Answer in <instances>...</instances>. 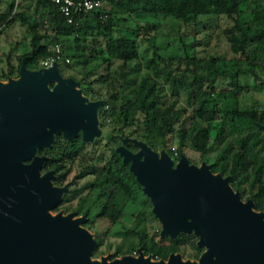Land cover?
Wrapping results in <instances>:
<instances>
[{"label":"trees","instance_id":"obj_1","mask_svg":"<svg viewBox=\"0 0 264 264\" xmlns=\"http://www.w3.org/2000/svg\"><path fill=\"white\" fill-rule=\"evenodd\" d=\"M103 1L105 7L99 12L80 15L74 22L67 23L50 0H35L36 6L43 5L46 9L51 34H38L28 24L31 33L28 50L17 56L15 65L10 64L7 57L0 80L17 78L21 63L26 70L36 71L40 68V61L48 57L56 59L60 74L68 57L79 61L101 59L105 74L96 81L104 83L107 88L102 106L108 109L112 129L134 126L133 131L148 147L153 151L165 150L170 157L173 154L168 148L169 143H175L177 153L189 144L202 160L210 163L211 174L228 177L230 188L238 193L240 200L250 201L254 211L264 214V135L258 128L264 124V112L240 109L237 98L240 91L250 88L249 85H240L245 77L251 79L253 87L264 86V0ZM14 3L11 0L5 11L0 10V27L15 20L25 23ZM107 5L111 8L106 9ZM117 9L134 17L160 15L182 23H195L200 16L227 17L232 25L222 33L231 41L230 49L234 55L229 59L206 58L201 68L195 67L189 76L182 71L173 72L171 60L157 54L144 61V71L140 72L139 67L134 70L133 64L139 60L136 39L111 35L113 14ZM63 37L75 44L66 50L64 56ZM81 43L84 44L79 53ZM61 59L63 63H59ZM163 86L169 90L190 88L184 94L190 108L189 115H186V108L175 100L164 103ZM107 140L109 143L112 137L107 136ZM85 147L80 135L68 141L56 136L48 146L34 148L33 155L25 163L43 158L38 173L51 174L50 185L56 188L67 189V185L62 184L65 173H68L67 166L79 168L74 177L76 181L91 175V180L72 191L84 192L76 211L88 216L90 228L94 219L103 218L114 224L132 211L127 215L131 225L125 228V233L135 235L137 241L134 243L126 238L123 244L115 246L109 260L130 255L136 248L152 260H165L171 252L194 261L203 255L205 248L198 245V236L194 233L162 236V228L158 227L149 236L145 221L147 218L156 219L149 200L137 197L139 184L130 170L131 162H125L112 147H109L108 156L101 151L96 153L93 148L89 161H86L89 154L84 152ZM210 152H214V156L209 160ZM187 165H190L189 161ZM246 166L249 170L239 174L238 170ZM68 185H74L73 180ZM93 241L96 245L101 243L97 237H93Z\"/></svg>","mask_w":264,"mask_h":264},{"label":"water","instance_id":"obj_2","mask_svg":"<svg viewBox=\"0 0 264 264\" xmlns=\"http://www.w3.org/2000/svg\"><path fill=\"white\" fill-rule=\"evenodd\" d=\"M48 82L55 84L46 88ZM73 85L58 75L56 63L32 72L21 63L16 80L0 83V264H91L95 242L69 214H49L65 188L52 187L51 174L39 175L43 158L24 163L53 134L71 138L81 126L89 137L95 130L98 103L83 104ZM136 146V153L121 154L145 186L161 235L194 233L205 252L194 262L140 253L103 264H264V214L231 191L228 177L211 174L204 163L188 166L183 157L172 169L164 153Z\"/></svg>","mask_w":264,"mask_h":264},{"label":"rangeland","instance_id":"obj_3","mask_svg":"<svg viewBox=\"0 0 264 264\" xmlns=\"http://www.w3.org/2000/svg\"><path fill=\"white\" fill-rule=\"evenodd\" d=\"M10 1L11 0H0V10L5 11ZM14 2L17 12L22 14L25 23L15 20L8 26L0 27V72L6 69L7 57H9L10 64L13 63L15 65L17 64V56L27 52L28 41L31 36L29 31L30 28L27 26L28 24H31L38 34H43L45 32L51 34L50 26L47 21L46 9L43 5L36 6L35 0H14ZM109 8H111V5L106 6V9ZM113 18V23H111V35L113 37L131 36L136 39L139 60L136 64H133V66H135L133 69L137 70L139 67L140 72L144 71V61L152 57L153 54L162 56L164 59H170V66L173 72L182 71L186 76L191 75V70L195 67L199 66L198 68H201L206 58L218 57L229 59L234 55L230 49L231 41L222 33L223 30L232 25L231 20L224 16H200L195 23H182L173 20L171 17H163L160 15L134 17L124 10L117 9V12L113 14ZM61 39L64 40L62 44L64 46V50H62L64 56L67 53L66 50H70L75 44L67 37ZM82 44L84 43H81L78 48L79 53H81ZM58 47L59 50H61V45ZM197 60H200V62L198 63ZM59 63H63L62 59ZM39 67V69H42L41 66ZM56 68L61 78L70 79L74 83V93L83 98V104L87 105L92 102L98 103L94 113L95 130L91 131L89 137H84L83 130L80 126L71 137L75 139L80 135L81 140L86 145L84 152L86 151V155L89 154L86 161H89L93 148L97 150L96 153L101 151L104 156H108L109 147L114 148L115 151L120 154L121 151L132 154L136 153L138 151L136 143H143L148 147L140 138V135L133 131L134 126H122L121 129L118 126L114 129L111 128L112 122L111 118L107 115L108 109L102 106V102L106 99L108 94L107 88L104 83L96 81L101 74H105V64L101 59H90L88 61L84 59L83 61H79L76 60V58L68 57L67 60H64L61 74L58 63H56ZM17 78L12 79L16 80ZM82 78H84V80ZM8 80H0V83L7 84ZM54 84L55 82H48L46 88H52ZM252 84L251 79L247 77L241 80L240 85H249L250 88L239 92L237 97L239 108L242 110H256L258 113L264 112V86L254 85L253 87ZM89 88L91 89L90 91ZM189 91L190 88L188 87H177L175 90H169L167 87H164L163 101L164 103H168L169 100L177 101V104L186 108V115H189L190 108L184 97V94ZM258 128L264 135V124L259 125ZM109 135L112 137V140L108 143L107 136ZM56 136H60L67 141L71 139L66 138L59 132L52 135V143ZM96 142H99V144H96ZM105 144L109 146L105 147ZM148 148L158 156L160 153H164L168 157L172 169L176 167L178 161L182 157L186 160V163L189 161L190 165L188 166L199 168L202 163H204L210 167V163L202 160L199 154L189 147V144L181 153H177L175 143H169L168 148L171 149L173 154L171 157L165 150L153 151L150 147ZM213 156L214 152H210L208 159L210 160ZM66 168L68 173H65L62 184L67 185V189L61 193V200L56 206L49 210V214L52 217L56 215L66 216L69 214L70 219L75 221L77 227L85 231L90 239L93 240V237L99 238L101 243L100 245H95V247L90 250L89 262L91 264L108 263L110 262V256L115 250V246L120 243L123 244L126 238L132 240L134 243L137 241L135 235H126L125 233V228L131 225V220L127 218V215L129 213L131 214L132 211H129L126 216H123L114 224H110L106 219L98 218L94 219L92 228L88 227V216L85 213L76 211L84 196V192L72 191L76 190L75 187L81 186L83 183L91 180L92 176L86 175L84 178L76 181L74 177L78 174L79 168L76 165L67 166ZM244 170L248 171L249 166L239 169L238 173L241 174ZM72 180L74 185L69 186L68 184L72 182ZM138 184L137 197H139V199H148L151 204L152 212L153 205L150 197L143 191L145 186L140 183ZM231 191L234 193L233 190ZM152 215L154 216L153 212ZM155 219L156 221L147 218L145 221V230L149 236H152L158 227L162 228L158 219L156 217ZM140 253V248H136L131 251L130 255L126 256L136 258ZM170 256H179L182 260H185L182 258V255L177 252L169 253L167 259ZM117 259H120V257H117ZM167 259L164 261L166 262ZM189 261L194 262V260Z\"/></svg>","mask_w":264,"mask_h":264},{"label":"built area","instance_id":"obj_4","mask_svg":"<svg viewBox=\"0 0 264 264\" xmlns=\"http://www.w3.org/2000/svg\"><path fill=\"white\" fill-rule=\"evenodd\" d=\"M50 2L58 8L67 23L74 22L80 15L99 12L105 7L103 0H50ZM53 63H56V59L48 57L40 61V66L49 68Z\"/></svg>","mask_w":264,"mask_h":264},{"label":"bare ground","instance_id":"obj_5","mask_svg":"<svg viewBox=\"0 0 264 264\" xmlns=\"http://www.w3.org/2000/svg\"><path fill=\"white\" fill-rule=\"evenodd\" d=\"M183 261H184V260H183ZM149 262H150V263H152L153 261H152V260H150Z\"/></svg>","mask_w":264,"mask_h":264}]
</instances>
